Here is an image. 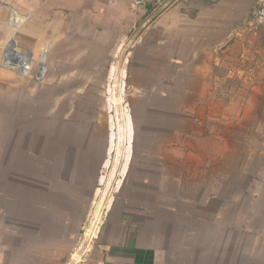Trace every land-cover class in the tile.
I'll return each instance as SVG.
<instances>
[{
	"label": "crops",
	"instance_id": "1",
	"mask_svg": "<svg viewBox=\"0 0 264 264\" xmlns=\"http://www.w3.org/2000/svg\"><path fill=\"white\" fill-rule=\"evenodd\" d=\"M135 1L0 0V162L21 100L37 111L51 98L54 112L59 98L61 109L69 93L90 94L103 73L109 80L120 56L131 93L161 102L145 106L159 127L142 138L141 184L131 189L140 202L111 213L86 264H182L204 226L250 235L256 258L264 250V30L245 25L256 0H144L134 9Z\"/></svg>",
	"mask_w": 264,
	"mask_h": 264
},
{
	"label": "rangeland",
	"instance_id": "2",
	"mask_svg": "<svg viewBox=\"0 0 264 264\" xmlns=\"http://www.w3.org/2000/svg\"><path fill=\"white\" fill-rule=\"evenodd\" d=\"M112 62L126 66L120 56ZM101 76V81L89 86L93 89L90 94L69 93L61 109L56 98L54 112L51 98H41L37 111L27 99L19 102L6 157L0 162V264H86L111 213L122 201L140 202L136 198L141 195L131 189L135 183L141 184L136 175L142 138L147 128L159 127L158 116L145 113V106L161 102L157 98L144 102L127 86L118 104L119 95L114 100L108 96L110 83L105 73ZM127 108L135 131L133 158L120 190L109 192L107 201L112 197L111 205L107 208L106 202L102 208L97 223L100 227L93 237L87 234L88 229L114 167V153L108 152L111 120L118 150L117 121L122 115L125 118L123 109ZM244 135L258 137L256 131L247 130ZM107 157L112 162L110 168L103 165ZM102 176L107 178L105 185L100 183ZM199 230L197 245L182 264H264V250L251 257L250 235L242 239L231 227L204 226ZM225 235L230 238L224 240Z\"/></svg>",
	"mask_w": 264,
	"mask_h": 264
},
{
	"label": "bare ground",
	"instance_id": "3",
	"mask_svg": "<svg viewBox=\"0 0 264 264\" xmlns=\"http://www.w3.org/2000/svg\"><path fill=\"white\" fill-rule=\"evenodd\" d=\"M40 72H42V71H40ZM108 81L110 83V85L108 86V89H107L108 96H110V98L112 100H114L115 99V95L116 96L119 95L116 98V102H118V104H120L123 101L124 92H125V88H126V82H125L126 81V68L122 67L121 65H118L116 62H114L111 65V70H110L109 80ZM111 102L112 101H110L109 103H111ZM123 110H124V116H125L124 120H125V122H124V125H123V123L119 124V145H118L119 147H118L117 152L119 153L123 149L126 148L124 146V142L126 141V144L129 145V146L127 147V149H128L127 160H126L124 171H123V173H125V171L128 169V167L130 165L129 163H130L131 155L133 153V148L132 147H133L134 132H133V123H131V121H130L131 117H130L129 110H128V108H127V110H125V109H123ZM115 115H117V114H115ZM126 119H128V120H126ZM119 121H120V118H119ZM127 126H129V130H130L129 131V137H128L129 138L128 141L130 143H127ZM116 139L117 138H116L115 127H114V119H112L111 120V136H110V141H109L110 142V144H109V153L110 154H113L114 151H116V142H115ZM110 159L112 160V155H111ZM110 159H108L105 162V168H108V167L110 168L111 167L112 162L110 161ZM115 167L116 166L114 165V167L112 169V172H110L111 174H110V177H109V179L107 181L106 189L103 192V196H102V198L100 200V203L98 205L97 211H96L95 216H94V219H93V221L91 223V227H90V229H88V233L87 234H89V235L91 234V236H93V232L97 228V223L99 221V217H100L102 208L105 207L106 202H107V206H106L107 208L111 205L112 197H110L108 201H107V198L109 196V190L111 188V183H112V177H113V174H114V170L116 169ZM122 178H123V176H121L120 179L117 181L116 187H115V184H114V188L112 187L111 190H113L114 192L118 191L119 187L121 186ZM106 179L107 178L105 176H102L101 180H100V183L105 185ZM96 202H98V200ZM94 235H95V233H94ZM76 255L78 256V258L81 257L80 253H77Z\"/></svg>",
	"mask_w": 264,
	"mask_h": 264
},
{
	"label": "water",
	"instance_id": "4",
	"mask_svg": "<svg viewBox=\"0 0 264 264\" xmlns=\"http://www.w3.org/2000/svg\"><path fill=\"white\" fill-rule=\"evenodd\" d=\"M125 91H126V89H125ZM130 117H131V123H132V121H133V117H132V115H131V113H130ZM126 120H128V119H126ZM123 122H125L124 121V117L123 116H121L120 117V121L118 120L117 121V123L118 124H120V123H123ZM111 130V129H110ZM129 126H127V143H130L129 141H128V137H129ZM133 132L135 133V131H134V129H133ZM133 140H134V137H133ZM108 141H110V135H109V138H108ZM117 142H118V140H117ZM124 146L126 147L125 149H123L121 152H117V150L114 152V154H113V164L112 165H115L116 167V169L114 170V174H113V177H112V183H111V188H110V190H109V192L110 191H113V190H111L112 189V187L114 188V184H115V187H116V183H117V181L120 179V177L121 176H123V178H122V185H123V183H124V181H125V179H126V177H127V175H128V172H129V169H130V165H129V168L125 171V173H123V171H124V167H125V163H126V160H127V152H128V149H127V147L129 146V145H127L126 144V141L124 142ZM108 152H109V147H108ZM132 158H133V153H132V155H131V159H130V163L129 164H131V161H132ZM109 159V157H107L105 160H104V162H103V165L105 164V162L107 161ZM111 169H113V166H112V168ZM115 182V183H114ZM122 185L119 187V189L118 190H120V188L122 187Z\"/></svg>",
	"mask_w": 264,
	"mask_h": 264
},
{
	"label": "built area",
	"instance_id": "5",
	"mask_svg": "<svg viewBox=\"0 0 264 264\" xmlns=\"http://www.w3.org/2000/svg\"><path fill=\"white\" fill-rule=\"evenodd\" d=\"M143 4L144 0H136L135 3L132 4V7L136 9ZM245 25L254 31L264 30V0H256L255 7L252 9L251 15L246 20ZM17 67L22 71L27 72L28 66H22L19 64Z\"/></svg>",
	"mask_w": 264,
	"mask_h": 264
}]
</instances>
